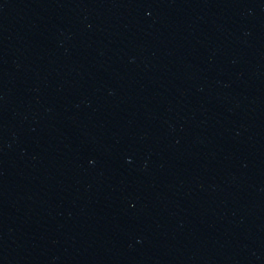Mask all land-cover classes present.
Masks as SVG:
<instances>
[{"label":"water","instance_id":"1","mask_svg":"<svg viewBox=\"0 0 264 264\" xmlns=\"http://www.w3.org/2000/svg\"><path fill=\"white\" fill-rule=\"evenodd\" d=\"M0 264H264V0H0Z\"/></svg>","mask_w":264,"mask_h":264}]
</instances>
